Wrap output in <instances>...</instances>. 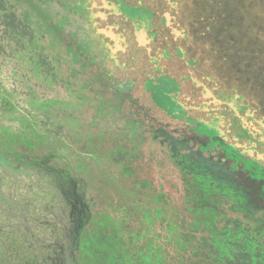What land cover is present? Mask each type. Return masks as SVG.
Here are the masks:
<instances>
[{
    "label": "trees",
    "instance_id": "1",
    "mask_svg": "<svg viewBox=\"0 0 264 264\" xmlns=\"http://www.w3.org/2000/svg\"><path fill=\"white\" fill-rule=\"evenodd\" d=\"M25 1L0 0V98L27 119L33 137L26 140L28 149L34 152L39 146L51 159L39 165L43 167L36 173L5 178L11 206L0 204V264H63L60 247L65 244L66 224L71 221L70 214L75 218L80 211L72 212L76 191L88 208L80 264H89L96 249L99 233L89 230L96 216L93 209L99 212L107 205L113 208L108 206L98 216L108 229L105 251L115 253L116 247L122 246L119 261L126 262L123 264H264V149L259 143L241 127L237 136L230 138L216 122V136L222 139L225 152L221 164L234 183L222 188L218 181L188 171L177 159L173 144L159 142L155 136L181 173L184 192L179 184L166 179L161 183L153 176L143 150L145 132L137 136L138 145L136 132H130L120 143L134 144L117 142L114 151L89 145L90 127L101 116L89 119L79 104L47 96L49 81L71 84L64 76L59 79L53 64L56 57L48 54L45 43L48 36L23 10ZM223 3L216 12L224 16L241 56L228 55L225 60L239 74L238 81L250 79L252 84H245L259 91L257 103L248 100L246 93L237 97L234 93L240 89L236 82L235 96L226 92L224 99L233 101L238 112L264 110V44L255 40L260 37L259 30L246 20L244 11L236 15L233 0ZM27 51L32 57L26 71L22 54ZM39 82L45 92L41 96ZM96 135L103 137L102 133ZM242 139L248 140L246 145L239 142ZM0 143L18 146L7 135L0 136ZM104 152H113V160L120 164L119 181L98 175V167L104 168ZM165 184L170 189L166 190ZM113 190L119 193L115 205L109 199ZM119 230H123V241L115 237Z\"/></svg>",
    "mask_w": 264,
    "mask_h": 264
},
{
    "label": "rangeland",
    "instance_id": "2",
    "mask_svg": "<svg viewBox=\"0 0 264 264\" xmlns=\"http://www.w3.org/2000/svg\"><path fill=\"white\" fill-rule=\"evenodd\" d=\"M103 1L105 0H26L23 4V10L37 25H40L39 31L46 37L48 36L45 40L49 47L48 54H53V57H56L53 64L60 75L72 76L77 69H80L79 65L75 64L71 58L73 54H67V46L75 45L78 49H83L77 45L79 42L87 40L91 44L92 54L99 56L96 64H93L88 71H82L78 77H72V81L79 86L83 82L85 83L82 89L85 90L90 98L89 101L92 102L90 104L88 101L87 105L89 119L92 117L98 119L97 117L101 116V120L90 127L92 133H102V139H106L101 143V147L105 150H113L112 147L116 146L117 142L118 144H132L131 141L122 143L120 141L126 136H130L132 131L136 132L137 136L141 132H145L147 140L144 142L143 150L146 160L152 165L153 176L161 183H164L166 179L179 184L183 192L185 190L182 185L181 173L167 159L168 154H164L167 148L160 147L158 141L154 140L155 136L160 140L159 142L173 144L177 152V159L185 165L188 171L208 176L221 183L222 188L233 187L234 183L229 181L231 177L226 175L224 164H221L224 161V150H221L219 146L210 145L208 138L199 137L194 130L187 127L185 120L168 116L153 103L151 94L144 92L142 85L131 93L117 94L111 80L92 77L95 74L99 75L104 69L107 70L111 64V62L106 63L107 67L103 70L98 64L106 53L101 40L103 35L97 32L96 27V13L105 11ZM112 1L116 2V0ZM140 1L118 0V4L106 5L111 10L122 13V16L111 14L97 20L100 26H115L112 32H115L119 37L115 45L125 47V52L119 55L117 63L118 66L128 67V70L120 74L116 72V75H125L126 78L133 76L147 78L150 77L149 74L153 75L155 72L151 62L159 65L156 69L157 75L160 71H172L170 65L173 64L174 69H178L175 76L183 75L191 78L187 79L190 83L199 84L201 94H199L200 98L196 100L198 106L204 107V114L198 113L193 117H204L206 120L214 119V122H218L220 119L219 122H223V126L217 127L219 130L227 132L230 138L236 136V126H244L251 135L256 137V144L259 143V148L264 149V110L244 109L243 112H238L233 101L229 102L224 99L226 92L232 97L235 95L238 97V93L242 92L249 96L248 100L257 103L259 91L255 87L252 89V86L245 84L246 82L252 84L250 79L238 81L236 76L239 74L232 71L231 63L225 60L228 55H237L239 58L241 56L237 54L238 50L235 48V41L232 40L233 36L228 32L230 30L225 27L224 16L216 12L217 7L224 4L223 0H144V4L138 7ZM233 1L236 5V15L244 11L246 20L256 24L255 27L259 30L260 37H255V40L264 44V0ZM144 6L147 8L145 9ZM105 12L109 13L108 10ZM122 17L131 20L126 21ZM62 22H64L63 26H61ZM249 28L254 29L251 25ZM139 30H141V36L138 34ZM75 32L78 34L77 38L74 37ZM139 36L142 38L141 40ZM22 57L24 68L27 71L30 63L28 59L32 57L31 51L25 52ZM90 58L92 56L84 59ZM143 81L145 80L143 79L141 83ZM236 82L239 84L240 92L234 93L233 88ZM49 83L52 85V82L49 81ZM38 89L40 92V82ZM168 89L173 95L174 88L168 86ZM54 91L59 92L60 95L65 93L60 85L55 86ZM154 98L160 105L167 106L170 103L161 93H155ZM181 98L179 101L183 102V98ZM173 113L175 114V111ZM207 128L203 127L202 129L205 131ZM207 134L210 137L216 135L214 131ZM3 135L15 139L18 151L30 152L26 140L33 137L27 119L19 112L6 107L0 98V136ZM178 138L181 139L180 142L173 140ZM137 139L140 143V139L138 137ZM240 141L245 142L244 139ZM230 143L234 144V141L232 140ZM114 150L116 149L114 148ZM36 154L42 155L41 153ZM114 157L113 152L104 154V168L98 167V175L111 176L116 178L115 181H119L122 168L113 160ZM228 164H232L231 161ZM193 177V175L190 176L191 179ZM168 189L170 188L166 185V190ZM116 193L118 192L113 190L112 198H109L114 200V205L119 199V193L118 195ZM108 206L110 205L105 206L104 209L107 210ZM95 208L93 209L96 210L94 212L95 221L89 225V230L98 232L99 236L96 237L98 238L97 243L94 244L96 249L89 264L126 263L119 261V249L122 250V246L116 247L118 252L115 253L105 251L107 247L105 235L108 229L103 223L104 221L98 217L104 209H99L102 211L97 212V208ZM112 208L110 206L109 209ZM119 231L115 232V237L117 241H123V230Z\"/></svg>",
    "mask_w": 264,
    "mask_h": 264
},
{
    "label": "flooded vegetation",
    "instance_id": "3",
    "mask_svg": "<svg viewBox=\"0 0 264 264\" xmlns=\"http://www.w3.org/2000/svg\"><path fill=\"white\" fill-rule=\"evenodd\" d=\"M117 1L118 0H116V2H113L112 0L103 1L104 9L105 11L108 10L109 13L105 11H101V12L98 11L96 13L97 32L102 33L103 35V37H101V40L104 45V52H106L104 53V56H102V58L99 60L98 64H100L99 66L102 70L103 68L107 67L105 66L106 63L111 62V64L113 65L110 64L109 67H107V70L104 69V71H102L99 75L95 74L92 77H95V79L111 80V82L114 83V88L116 89L117 94L118 93L120 94L122 92H125V94L131 93L133 90L135 91V89H137L138 86L140 87L142 85L144 87V92L151 94L153 103H155L159 108H161L165 113H167L168 116H170L171 118H178L179 120H182V119L185 120L187 127L190 128L191 130H194L195 133L199 137H206L208 138L210 145L213 144L215 147L219 146L221 148L222 139L217 138L216 135L213 137H210V135L207 134L213 131L214 133H216L215 126H216L217 121L214 122V119L206 120L204 117L203 118L193 117L195 114H198V113L202 115L204 114V107L198 106L197 105L198 101L196 100L200 98L199 94H201L199 91V88H200L198 86L199 84H194L193 82L190 83V81L187 80V79H191L189 77H186L183 75L175 76V73L178 72L177 71L178 69H174L175 67L173 64L170 65L172 67V71H165V72L160 71V73H158L157 75L156 69H157V66L159 65H156L154 62H151L152 68L154 69L155 72L153 71L154 74L153 75L149 74L150 77H147V78L138 77V76L126 78L125 75L124 76L116 75V72H119L120 74V73H125V70L126 71L128 70V67L118 66L119 64L117 63L119 55L125 52V47H120V45H117V46L115 45V42H117V40L119 39V37L115 34V32H112L115 26L114 27H112V25L100 26V23L99 21L97 22V20L101 17L106 18L107 16L111 14L122 16V13L118 11L117 12L113 11L109 7H106V5H112L115 3L118 4ZM139 3L140 5L138 7H141L144 4V0H141ZM144 7L145 9L147 8L146 6ZM122 18L126 21L129 20L128 18H125V17H122ZM63 23L64 22L61 23V26H63ZM140 31L141 30H139L138 34H140L141 36ZM76 33L77 32H75L74 37L77 38L78 34ZM141 39L142 38L140 37V40ZM77 46L83 47V49H78L75 45H72V46L66 47V52L68 55L73 54L71 58L75 64L79 65L80 69L79 70L77 69L73 73L72 76L71 75L70 76L68 75L59 76V79H62V77L64 76L65 77L64 80H66V82L68 81V83H70L71 85L66 86L65 82L64 83L54 82L52 83L51 86H48L49 90L46 92V94L49 98H52L54 96L58 99H67L74 104H79L77 105L79 106L78 108H80L82 112L88 113L89 108L87 107V105H88V101L90 98L85 93V90L82 89L85 83L83 82L82 85L79 86L77 85L76 82L72 81V77L74 78L78 77L82 71L83 72L88 71V69L91 68L93 64H96L95 62L97 59H99V56H94L92 54L91 44H89L87 40L79 42ZM88 56H92V58L87 59V60L84 59L85 57L87 58ZM143 79L145 81L141 83ZM58 85L63 87L65 91L64 94L60 95L59 92L56 93L54 91V87L55 86L58 87ZM168 86L169 87L171 86L174 88L173 95L171 94L170 89H168ZM67 88L69 90H67ZM44 93L45 92L43 91L41 87L39 96L43 95ZM155 93H161L162 96L166 97L170 101V103L167 104V106L165 104L164 105H160V103L158 104L156 99L154 98ZM181 97L183 98V102L179 101V98ZM89 103L91 104L92 102L89 101ZM167 111H170V112L168 113ZM174 111H175V114L173 113ZM235 118L237 119V116H235ZM219 123H221V125L223 126V122L220 121ZM95 124L96 123H93L92 127ZM233 126H235V124H233ZM203 127H208V128L205 131H203L202 129ZM240 127L246 130L244 126H240ZM238 130H239V127L236 126L235 134L238 133ZM89 131H90V140H88L89 145H93L94 147L96 146L100 148L102 146L101 143H103V141H105L106 139H102V138L99 139L98 137L100 135L98 136L96 134H91V130ZM248 134L251 136L252 139H254L255 142H257L255 140L256 137L251 135L249 132ZM135 136H137V133L135 134ZM244 141H245L244 144L246 145L248 140L247 141L244 140ZM239 142L241 144L243 143L241 141ZM135 143L137 145L139 143V140L137 138L135 139ZM132 144L134 143L132 142ZM36 150L37 151H34V152L30 151L29 153H31V155H28V152L23 153V152L18 151L16 147L9 148V147L3 146L0 143V204L5 203L6 205L11 206V199L7 198V195H6L7 189H8L7 185L9 184V183L7 184V180L5 179L6 177L16 178V177H22V175H29V174L36 173V171L39 170V168L43 167L39 165L46 164L51 159V156L48 157V156H44V153L42 154V152H44V149L37 146ZM36 153H39V154L41 153L42 155L40 156ZM34 163H36L37 165H35ZM9 181L11 182L12 179H8V182ZM73 200L75 203H74V208L72 212L73 213L74 211L77 212V210H80V211H78L79 213L75 218L72 216V214H70L71 221H69L68 224H66L65 244L60 247L62 254H63V260H64L63 264H80L79 262L80 242H81V235H82L83 227H84L83 224L85 223L84 219L87 216L88 208L85 205L82 197H80L77 194V191L73 195Z\"/></svg>",
    "mask_w": 264,
    "mask_h": 264
}]
</instances>
